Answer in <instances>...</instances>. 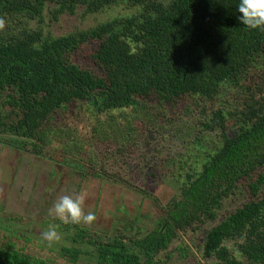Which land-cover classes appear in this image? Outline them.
<instances>
[{
	"label": "rangeland",
	"instance_id": "rangeland-1",
	"mask_svg": "<svg viewBox=\"0 0 264 264\" xmlns=\"http://www.w3.org/2000/svg\"><path fill=\"white\" fill-rule=\"evenodd\" d=\"M147 1L118 0L95 12L78 6L73 14L56 19L50 5L41 19L18 18L19 26L13 23V27L20 30L28 23L47 40L141 14ZM91 47L84 46L71 57L95 74L86 59ZM7 95L0 93V247L48 264H100L88 237L128 240L157 229L225 138L249 126V107L264 115V54L251 58L238 79L221 83L209 98L190 95L163 100L152 91L135 97L127 107L75 102L53 111L33 140L15 129L17 110L6 104ZM214 112L221 113L222 126H214ZM38 148L41 156L32 152ZM261 173L264 168L238 182L212 217H201L176 231L167 247L155 254L157 263L218 264L204 254L206 234L253 198L248 184ZM81 192L86 194V211L96 215L91 225L64 224L49 215L60 196ZM257 193L263 194L264 186ZM50 226L61 235L51 244L42 238ZM80 231L87 238L76 241ZM235 243H225L233 257L251 264L236 251ZM63 248L79 251L78 259L70 261Z\"/></svg>",
	"mask_w": 264,
	"mask_h": 264
},
{
	"label": "trees",
	"instance_id": "trees-1",
	"mask_svg": "<svg viewBox=\"0 0 264 264\" xmlns=\"http://www.w3.org/2000/svg\"><path fill=\"white\" fill-rule=\"evenodd\" d=\"M118 0H0V93L17 110L14 127L33 140L53 111L91 100L106 108L127 107L135 97L154 91L163 100L182 96L211 97L223 82L238 79L248 61L264 54V31L240 23L239 0L147 1L141 14L116 18L86 31L42 39L39 30L15 19H41L53 5L54 18L78 6L95 12ZM146 0H135L144 4ZM92 45L86 59L97 71L73 63L72 54ZM249 107V126L224 140L201 173L182 190L179 200L165 212L163 222L149 234L128 239H93L100 264H158L155 254L201 217H212L221 200L242 179L264 168V115ZM0 114V120L2 119ZM214 112V126L223 125ZM36 146V145H35ZM41 156V152L32 151ZM253 198L230 213L206 234L204 254L218 264H241L226 246L251 264L264 261V173L248 184ZM0 247V264H48L19 251ZM75 262L80 254L63 248Z\"/></svg>",
	"mask_w": 264,
	"mask_h": 264
},
{
	"label": "clouds",
	"instance_id": "clouds-1",
	"mask_svg": "<svg viewBox=\"0 0 264 264\" xmlns=\"http://www.w3.org/2000/svg\"><path fill=\"white\" fill-rule=\"evenodd\" d=\"M237 11L240 23L252 30L264 31V0H239ZM6 21L0 18V30H4ZM86 194L81 192L75 196L62 195L49 209V215L58 218L64 224L91 225L96 220L92 211L85 209ZM42 238L49 244L61 239L55 226H50L42 233Z\"/></svg>",
	"mask_w": 264,
	"mask_h": 264
}]
</instances>
